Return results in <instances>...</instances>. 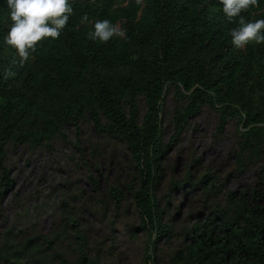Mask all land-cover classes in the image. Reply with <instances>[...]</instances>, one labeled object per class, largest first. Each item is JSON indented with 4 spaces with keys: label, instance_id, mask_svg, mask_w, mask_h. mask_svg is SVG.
<instances>
[{
    "label": "trees",
    "instance_id": "obj_1",
    "mask_svg": "<svg viewBox=\"0 0 264 264\" xmlns=\"http://www.w3.org/2000/svg\"><path fill=\"white\" fill-rule=\"evenodd\" d=\"M69 4L73 11L60 38L37 44L21 66L17 52L5 43L10 9L0 0V182L10 180L3 165L8 144L47 145L54 136L64 138L65 125L78 131L86 118L96 132L123 141L128 150L137 182H127L126 188L148 234L141 264H153L155 238L169 230L154 193L168 146L161 137L164 96L171 90L180 101L172 112L171 139L202 106L218 112V132L227 117L236 118L240 129L233 152L240 169L264 146V43L236 49L230 33L240 27V17L228 22L219 0ZM84 15L87 23L81 22ZM240 16L246 22L264 19V0ZM98 20L120 22L127 39H89ZM9 70L15 75L5 78ZM209 177L205 172L192 182L186 173L171 185L183 188ZM260 180L264 186V175ZM108 193L119 201L116 186ZM189 230V240L166 264H264V201L258 203L254 192L247 197L228 191L224 203ZM75 237L83 241L81 234ZM80 253L76 264H92Z\"/></svg>",
    "mask_w": 264,
    "mask_h": 264
},
{
    "label": "rangeland",
    "instance_id": "obj_2",
    "mask_svg": "<svg viewBox=\"0 0 264 264\" xmlns=\"http://www.w3.org/2000/svg\"><path fill=\"white\" fill-rule=\"evenodd\" d=\"M127 1L112 0V5ZM179 104L168 91L160 115L162 141L168 146L154 193L160 220L169 230L155 238L153 264H166L189 240L192 224L211 216L228 191L247 197L254 192L258 203L264 201V146L238 169L233 152L237 119L227 117L218 132V112L208 106L190 115L171 139L172 112ZM78 126L75 131L65 125L64 138L54 136L47 145L5 147L3 165L10 180L0 182V264H76L80 251L92 264H141L148 234L126 188L127 182H137L128 150L123 141L96 132L86 118ZM205 172L211 174L205 183L171 185L186 173L198 181ZM110 185L120 191L118 202L108 193Z\"/></svg>",
    "mask_w": 264,
    "mask_h": 264
},
{
    "label": "clouds",
    "instance_id": "obj_3",
    "mask_svg": "<svg viewBox=\"0 0 264 264\" xmlns=\"http://www.w3.org/2000/svg\"><path fill=\"white\" fill-rule=\"evenodd\" d=\"M139 3L140 0H137ZM222 11L228 22H234L237 17L240 27L231 30L232 45L236 49H244L249 43H264V19L246 22L240 14L249 8L256 7L259 0H219ZM10 9L11 26L5 38V43L13 48L20 57V65L27 62L35 52L37 44L47 38L59 39L66 28L72 7L69 0H7ZM88 22L87 15L81 19ZM94 31L88 38L108 42L113 37L127 39L126 30L114 25L109 20H98L93 25ZM10 70L5 78L14 76Z\"/></svg>",
    "mask_w": 264,
    "mask_h": 264
}]
</instances>
